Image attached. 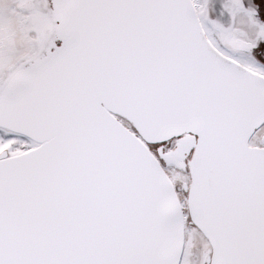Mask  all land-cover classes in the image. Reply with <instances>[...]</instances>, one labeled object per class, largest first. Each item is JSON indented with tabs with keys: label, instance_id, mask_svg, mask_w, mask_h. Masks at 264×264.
I'll return each instance as SVG.
<instances>
[{
	"label": "snow or ice",
	"instance_id": "snow-or-ice-1",
	"mask_svg": "<svg viewBox=\"0 0 264 264\" xmlns=\"http://www.w3.org/2000/svg\"><path fill=\"white\" fill-rule=\"evenodd\" d=\"M0 264H264V0H0Z\"/></svg>",
	"mask_w": 264,
	"mask_h": 264
}]
</instances>
